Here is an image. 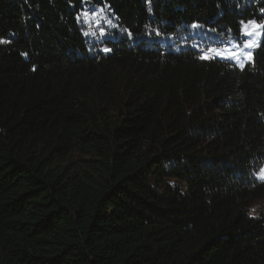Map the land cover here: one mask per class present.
Wrapping results in <instances>:
<instances>
[{
	"label": "trees",
	"instance_id": "trees-1",
	"mask_svg": "<svg viewBox=\"0 0 264 264\" xmlns=\"http://www.w3.org/2000/svg\"><path fill=\"white\" fill-rule=\"evenodd\" d=\"M253 22L264 0H0V264H264V27L243 67L194 44Z\"/></svg>",
	"mask_w": 264,
	"mask_h": 264
},
{
	"label": "rangeland",
	"instance_id": "rangeland-1",
	"mask_svg": "<svg viewBox=\"0 0 264 264\" xmlns=\"http://www.w3.org/2000/svg\"><path fill=\"white\" fill-rule=\"evenodd\" d=\"M95 19L96 16H93L92 20ZM263 27L264 25L257 24L255 22L245 24L242 28L241 38L238 40H230L222 47L213 46L209 48L205 45L202 46L198 39L194 41V44L196 45V50L199 51L198 53H200L203 59H219L227 61L235 66L243 67L244 65L252 62L253 53L258 47L262 37ZM248 45H251V47ZM256 179L261 182L264 181V166L257 174ZM262 206L264 207V203H262Z\"/></svg>",
	"mask_w": 264,
	"mask_h": 264
},
{
	"label": "snow or ice",
	"instance_id": "snow-or-ice-1",
	"mask_svg": "<svg viewBox=\"0 0 264 264\" xmlns=\"http://www.w3.org/2000/svg\"><path fill=\"white\" fill-rule=\"evenodd\" d=\"M103 34H104V30L101 29V35H103ZM248 46L251 47V45H248ZM105 51H109V50L105 49Z\"/></svg>",
	"mask_w": 264,
	"mask_h": 264
}]
</instances>
